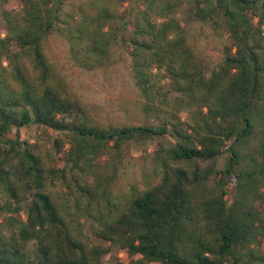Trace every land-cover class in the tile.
<instances>
[{
    "label": "trees",
    "instance_id": "trees-1",
    "mask_svg": "<svg viewBox=\"0 0 264 264\" xmlns=\"http://www.w3.org/2000/svg\"><path fill=\"white\" fill-rule=\"evenodd\" d=\"M181 12L229 38L211 69ZM2 18L0 264H264V0H5ZM56 37L83 70L122 64L118 109L142 121L104 118Z\"/></svg>",
    "mask_w": 264,
    "mask_h": 264
},
{
    "label": "rangeland",
    "instance_id": "rangeland-1",
    "mask_svg": "<svg viewBox=\"0 0 264 264\" xmlns=\"http://www.w3.org/2000/svg\"><path fill=\"white\" fill-rule=\"evenodd\" d=\"M11 2H19L20 0H10ZM5 6V0H0V31L3 32V18L2 11ZM180 16L184 19V25L186 26H197L196 32V46L203 45V53L201 56V62L206 69H211L215 63L222 59V46L229 43V38H217L210 33L206 28L196 23H190L186 16L181 12ZM51 54L63 68L67 74L68 79L72 85L85 97L86 99L99 103L104 110V118H109L114 121H126L129 119H136V121H142L141 115L135 109L126 113L125 109H118L123 103H127L132 108L135 101V90L133 89L132 83L129 81L128 74L123 68L122 64H117L105 69L96 70H83L75 66L70 58L67 44L60 38H53L51 41ZM159 76L158 73L154 75ZM188 113H183V118H187ZM152 122H157L156 119H151ZM18 131L14 130L13 135H16ZM21 138L35 142L38 139L37 126L32 124L26 126L20 130ZM47 142H50L53 135L45 134ZM169 143V139L166 137H158L156 143ZM134 156L137 158L136 150H131ZM227 156H222L219 159V166L223 167L226 162ZM3 214H0V221L2 220ZM99 241V240H96ZM102 242V241H100ZM104 243V242H102ZM34 242H30L29 246H33ZM260 253L261 249H257ZM28 258L34 259L36 257L33 251H29L27 254ZM117 258L129 259V256L120 251L118 248H114L108 255L107 261L113 262Z\"/></svg>",
    "mask_w": 264,
    "mask_h": 264
}]
</instances>
